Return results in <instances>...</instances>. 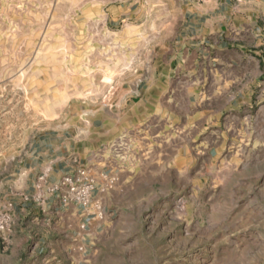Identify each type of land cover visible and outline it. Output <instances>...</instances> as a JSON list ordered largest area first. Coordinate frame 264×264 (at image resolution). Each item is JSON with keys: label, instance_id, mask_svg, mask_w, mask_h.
Wrapping results in <instances>:
<instances>
[{"label": "rangeland", "instance_id": "374dc122", "mask_svg": "<svg viewBox=\"0 0 264 264\" xmlns=\"http://www.w3.org/2000/svg\"><path fill=\"white\" fill-rule=\"evenodd\" d=\"M103 19L96 0H0V170L8 177L40 133L109 108L113 83L137 63L130 47L138 40ZM258 96L232 150L141 181L127 207L107 209L96 236L73 229L40 246L38 233L10 238L1 264H264V91Z\"/></svg>", "mask_w": 264, "mask_h": 264}, {"label": "crops", "instance_id": "0c3cea01", "mask_svg": "<svg viewBox=\"0 0 264 264\" xmlns=\"http://www.w3.org/2000/svg\"><path fill=\"white\" fill-rule=\"evenodd\" d=\"M96 11L105 13L104 27H122L138 40L130 47L137 63L113 83L109 108L75 127L40 133L10 177L0 170V214L13 217L10 229H0V264L6 240L19 235L24 243L38 233V246L73 229L96 236L111 205L127 207L141 181L232 150L261 105L264 0H96ZM83 166L98 176L104 218L62 204L57 194L43 207L34 199L40 174L48 171L56 183Z\"/></svg>", "mask_w": 264, "mask_h": 264}, {"label": "built area", "instance_id": "2783aa9c", "mask_svg": "<svg viewBox=\"0 0 264 264\" xmlns=\"http://www.w3.org/2000/svg\"><path fill=\"white\" fill-rule=\"evenodd\" d=\"M196 1L203 2L206 0ZM100 174L106 182L105 187L111 188L114 185V180L109 179L108 173L105 171ZM98 186L97 174L87 166L80 167L77 171L64 175L56 183H51L49 181L48 171H45L38 176L35 183L34 199L38 203L45 204L52 195L57 194L62 204H77L82 206L89 213L97 214L102 217L104 214L102 205L95 198ZM12 222L13 217L10 210H6L4 213L0 214V229H10Z\"/></svg>", "mask_w": 264, "mask_h": 264}]
</instances>
